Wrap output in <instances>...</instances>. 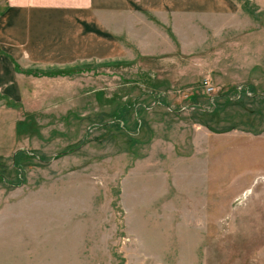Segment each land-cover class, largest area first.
Listing matches in <instances>:
<instances>
[{
  "label": "rangeland",
  "instance_id": "374dc122",
  "mask_svg": "<svg viewBox=\"0 0 264 264\" xmlns=\"http://www.w3.org/2000/svg\"><path fill=\"white\" fill-rule=\"evenodd\" d=\"M189 1L173 44L112 1L121 59L28 73L0 24V264H264V0Z\"/></svg>",
  "mask_w": 264,
  "mask_h": 264
},
{
  "label": "crops",
  "instance_id": "0c3cea01",
  "mask_svg": "<svg viewBox=\"0 0 264 264\" xmlns=\"http://www.w3.org/2000/svg\"><path fill=\"white\" fill-rule=\"evenodd\" d=\"M112 1L129 4L132 11L159 19L160 21H155L156 24L151 22L153 30L150 29L149 32L153 38L161 36V42L164 40L170 44H173L170 35L173 37L175 12L190 11L186 6L189 0H3L4 5L0 6V24L6 19L9 27H12L13 21L21 20L22 27L31 26L33 29L28 34L34 38L29 40L25 48H21V52L31 57L29 63L24 65L26 68L30 64L67 66L81 59H92L97 56L95 53L76 55V45L79 43L85 50L102 51L104 53L102 57L121 59L127 48L123 36L127 35L126 39H129V31L126 27L124 29V26L114 29L105 22L99 23L95 18V10L97 8L104 10ZM45 25L52 29L45 30ZM153 25H157L159 29H155ZM168 26H171L172 31H169ZM152 42L155 43V40ZM7 50L13 58L17 57L14 53L17 48ZM10 70L20 74L24 72L22 69H15L13 64ZM27 71H30L29 68L26 73ZM11 77L10 73L4 76V80L1 79L5 81Z\"/></svg>",
  "mask_w": 264,
  "mask_h": 264
},
{
  "label": "trees",
  "instance_id": "16d2710c",
  "mask_svg": "<svg viewBox=\"0 0 264 264\" xmlns=\"http://www.w3.org/2000/svg\"><path fill=\"white\" fill-rule=\"evenodd\" d=\"M57 73H58V71H57ZM114 114H117V112L115 111ZM23 153H24V151H22V150H18V151L15 152V154L13 155V161H14V163H18V161L20 160V158L23 155Z\"/></svg>",
  "mask_w": 264,
  "mask_h": 264
}]
</instances>
